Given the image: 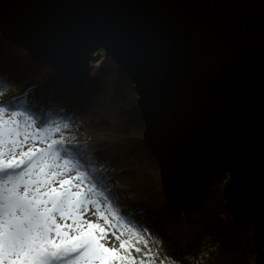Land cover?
Segmentation results:
<instances>
[{
    "label": "water",
    "instance_id": "1",
    "mask_svg": "<svg viewBox=\"0 0 264 264\" xmlns=\"http://www.w3.org/2000/svg\"><path fill=\"white\" fill-rule=\"evenodd\" d=\"M0 34L75 86L103 51L135 86L169 207L226 177L227 214L264 264V0H0Z\"/></svg>",
    "mask_w": 264,
    "mask_h": 264
},
{
    "label": "trees",
    "instance_id": "2",
    "mask_svg": "<svg viewBox=\"0 0 264 264\" xmlns=\"http://www.w3.org/2000/svg\"><path fill=\"white\" fill-rule=\"evenodd\" d=\"M0 109L22 113L18 118L48 136L52 153L88 195L138 223L169 264H254L251 229L235 226L225 208L226 178L188 212L169 207L143 142L135 86L111 58L103 55L91 65V80L75 86L0 34Z\"/></svg>",
    "mask_w": 264,
    "mask_h": 264
},
{
    "label": "rangeland",
    "instance_id": "3",
    "mask_svg": "<svg viewBox=\"0 0 264 264\" xmlns=\"http://www.w3.org/2000/svg\"><path fill=\"white\" fill-rule=\"evenodd\" d=\"M100 53L103 56V51ZM10 115L11 113H5L4 118L7 119ZM17 120L18 132L14 131L11 137L7 131L0 135V145H2L0 146V165H4L0 168V172L4 173L9 166L14 165L13 163L24 171L22 176L15 178L13 183L5 189L0 188V201L5 207L14 200L23 199L32 190L31 185L37 181H41L36 188L37 192L41 187L45 188L46 192L53 190L59 192L69 187L74 194L62 199L59 207L53 203L45 213L47 223L55 224V230L63 237H67L69 242L81 240L88 243L90 248L98 244L100 248H112L116 251H120L122 245L139 246L142 253L135 257L138 260L143 258L145 247L148 246L154 251L147 234L141 231L138 223L126 217L118 218L99 198L88 195L90 188L76 180L67 165L62 163L55 153H52L48 144L49 139H44L46 135L38 137L36 135L38 132L32 130L27 122L20 118ZM37 139L40 143H35ZM17 148L19 152L15 151ZM53 180H59L60 183L53 184ZM49 185L52 187H48ZM21 188L24 189L23 193L20 191ZM57 216L60 218L59 221L56 219ZM61 263L102 264V261L94 257L89 259L88 249L77 245L69 251L68 255L57 261V264ZM166 264L169 262L166 261Z\"/></svg>",
    "mask_w": 264,
    "mask_h": 264
},
{
    "label": "snow or ice",
    "instance_id": "4",
    "mask_svg": "<svg viewBox=\"0 0 264 264\" xmlns=\"http://www.w3.org/2000/svg\"><path fill=\"white\" fill-rule=\"evenodd\" d=\"M22 115L20 112H12L9 118L5 119L3 109H0V135L5 131L11 137L14 131L18 132L19 124L17 118ZM68 128V125H64ZM57 133L60 132L56 128ZM39 137L40 133H36ZM48 140V137H44ZM35 143H40L37 139ZM2 146V145H0ZM59 148V145H56ZM11 147L10 154H11ZM19 152V149H15ZM2 174V172H0ZM37 181L31 185L29 191L23 199L14 200L5 207L0 201V264H57V261L69 254L74 246H81L88 249V258H96L102 264H166L167 258L163 253L154 252L147 247L144 248L142 259L135 257L142 253L139 246L127 247L122 245L120 251L112 248H100L97 244L90 248L88 243L81 240L69 242L67 237H63L55 229L56 225L47 223L45 213L51 208L53 203L59 207L67 190L59 192L55 190L46 192L41 187L36 191ZM53 184H59V180H53ZM48 187H52L49 185ZM20 191L23 193L24 189ZM55 215V213H53ZM59 221V216L56 217ZM94 243V241H93Z\"/></svg>",
    "mask_w": 264,
    "mask_h": 264
}]
</instances>
